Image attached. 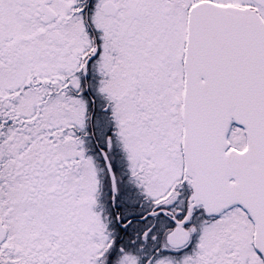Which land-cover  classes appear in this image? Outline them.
Listing matches in <instances>:
<instances>
[{
  "label": "snow or ice",
  "instance_id": "1",
  "mask_svg": "<svg viewBox=\"0 0 264 264\" xmlns=\"http://www.w3.org/2000/svg\"><path fill=\"white\" fill-rule=\"evenodd\" d=\"M0 264H264V0H0Z\"/></svg>",
  "mask_w": 264,
  "mask_h": 264
}]
</instances>
